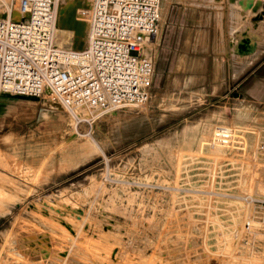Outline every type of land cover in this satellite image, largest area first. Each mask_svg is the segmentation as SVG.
<instances>
[{
    "label": "rangeland",
    "instance_id": "obj_1",
    "mask_svg": "<svg viewBox=\"0 0 264 264\" xmlns=\"http://www.w3.org/2000/svg\"><path fill=\"white\" fill-rule=\"evenodd\" d=\"M263 2L161 0L141 106L89 122L0 95V264L260 263Z\"/></svg>",
    "mask_w": 264,
    "mask_h": 264
},
{
    "label": "built area",
    "instance_id": "obj_2",
    "mask_svg": "<svg viewBox=\"0 0 264 264\" xmlns=\"http://www.w3.org/2000/svg\"><path fill=\"white\" fill-rule=\"evenodd\" d=\"M74 1L0 0V95L46 100L89 122L145 104L154 73L146 47L161 0H80L81 49L59 46L55 35L60 11ZM212 141L229 147L233 129L217 127Z\"/></svg>",
    "mask_w": 264,
    "mask_h": 264
},
{
    "label": "bare ground",
    "instance_id": "obj_3",
    "mask_svg": "<svg viewBox=\"0 0 264 264\" xmlns=\"http://www.w3.org/2000/svg\"><path fill=\"white\" fill-rule=\"evenodd\" d=\"M84 1H88V0H84ZM250 4H248V8H253L254 6H252V2H249ZM78 2H74L72 5H67L66 6V8L64 9V11H63V13H62V15L60 16V20H59V22H58V27H57V30H56V41H57V43H58V45L59 46H61V47H67V48H71V46H72V48L73 47H79L80 46V41H82V32H83V28H82V22L78 19V17L76 16V9H77V6H78ZM263 8H264V2H263ZM157 35V34H156ZM156 35L154 36V38L151 40L152 41V43H154V40H155V37H156ZM3 96H9V95H3ZM11 97V96H10ZM74 115H75V117H79V112H75L74 113ZM84 115V114H83ZM82 115V116H83ZM66 132V131H65ZM42 162V161H41ZM42 165V164H41ZM179 166V165H178ZM20 167V166H19ZM19 169V168H18ZM15 171V170H14ZM26 173V172H25ZM16 177H17V175H15ZM36 176V175H35ZM15 179V178H14ZM5 181V180H4ZM10 181V180H9ZM2 182V181H1ZM8 182V181H7ZM13 182V181H12ZM6 183V182H5ZM4 183V184H5ZM11 184H13V183H11ZM10 185V184H9ZM8 185V186H9ZM1 186V185H0ZM13 186V185H12ZM2 187H3V185H2ZM17 187H19V186H17ZM2 190V189H1ZM0 190V193L2 192ZM15 190V189H14ZM15 191H17V190H15ZM18 192V191H17ZM20 193V192H19ZM26 193V192H25ZM7 194V193H6ZM9 194V193H8ZM18 195V194H17ZM23 195V194H22ZM6 196V195H5ZM0 197H2L1 195H0ZM15 197V196H14ZM13 199V198H12ZM15 199V198H14ZM17 199V198H16ZM6 200H8V199H5V201ZM19 200V199H18ZM59 200V199H58ZM12 201H14V200H12ZM11 202V201H10ZM16 202V201H15ZM63 202V201H62ZM2 203V202H1ZM3 204V203H2ZM8 204H10V203H8ZM2 207V206H1ZM57 207V206H56ZM49 208H51V207H49ZM62 208V207H61ZM3 209V208H2ZM56 209V208H55ZM54 209V210H55ZM27 212V211H26ZM34 213V212H33ZM77 213V212H76ZM59 214V213H58ZM34 215V214H33ZM35 216V215H34ZM64 217V216H63ZM24 218V217H23ZM33 218V217H32ZM41 218H43V217H41ZM67 218V217H66ZM47 219V218H46ZM22 220V219H21ZM25 220V219H24ZM77 220V219H76ZM80 220V219H79ZM82 220V219H81ZM88 220V219H87ZM23 221V220H22ZM86 221V220H85ZM76 222H78V221H76ZM75 222V223H76ZM91 223V222H90ZM19 224V223H18ZM44 224V223H43ZM77 224H79V223H77ZM31 225V224H30ZM57 225V224H56ZM75 225V224H74ZM80 225V224H79ZM90 225V224H89ZM49 226V225H48ZM76 226H78V225H76ZM60 227V226H59ZM79 227V226H78ZM39 228V227H38ZM64 228V227H63ZM66 229V228H65ZM77 229V228H76ZM22 230V229H21ZM20 230V231H21ZM82 231V230H81ZM60 232V231H59ZM79 233H81L80 231H79ZM93 233V232H92ZM51 234H53V233H51ZM103 234H105V233H103ZM81 235V234H80ZM79 235V236H80ZM102 235V234H101ZM106 235V234H105ZM98 237H99V235H97ZM6 237V236H5ZM4 237V238H5ZM31 237V236H30ZM58 237V236H57ZM33 238V237H32ZM35 238V237H34ZM91 238V237H90ZM106 238V237H105ZM104 238V239H105ZM86 239V238H85ZM84 239V240H85ZM33 240V239H32ZM77 240V239H76ZM75 240V241H76ZM93 240H96V239H93ZM38 241V240H37ZM78 242H79V240H77ZM87 241V240H86ZM91 241V240H90ZM97 241V240H96ZM35 243V242H34ZM38 243V242H37ZM36 243V244H37ZM76 243V242H75ZM74 243V244H75ZM90 243V242H89ZM93 243V242H92ZM97 243V242H96ZM9 244V243H8ZM79 244V243H78ZM82 244V243H81ZM94 244V243H93ZM89 245V244H88ZM2 246V245H1ZM9 246V245H8ZM45 246V245H44ZM84 246V245H83ZM92 246V245H91ZM96 246V245H95ZM101 246H102V244H101ZM100 246V247H101ZM3 247V246H2ZM79 247H77V249H78ZM91 248H93V247H91ZM105 248V247H104ZM49 249H50V247H49ZM82 249V248H81ZM84 249V248H83ZM88 250V249H87ZM100 250V249H99ZM102 250H103V248H102ZM95 251V250H94ZM110 251V250H109ZM44 252V251H43ZM73 252V251H72ZM81 252V251H80ZM96 252H97V250H96ZM101 252V251H100ZM99 252V253H100ZM79 253V252H78ZM84 253V252H83ZM91 253V252H90ZM92 253H94V252H92ZM98 253V252H97ZM97 253H95V254H97ZM104 253H105V251H104ZM77 254V253H76ZM12 255V254H11ZM69 255V254H68ZM99 255V254H98ZM105 255V254H104ZM110 255V254H109ZM14 256V255H13ZM75 256V255H74ZM82 256V255H81ZM15 257V256H14ZM78 257V256H77ZM105 257V256H104ZM67 258V257H66ZM69 258H71V257H69ZM79 258V257H78ZM106 258V257H105ZM104 258V259H105ZM18 259H20V258H18ZM25 259V258H24ZM23 259V260H24ZM27 259V258H26ZM72 259V258H71ZM88 259H90V258H88ZM125 259V258H124ZM141 259V258H140ZM254 259V258H253ZM257 258H255V260H256ZM258 259H260V258H258ZM258 259L256 260V261H258ZM78 260V259H77ZM109 260V259H108ZM11 261V260H10ZM66 261V260H65ZM94 261V260H93ZM92 261V262H93ZM102 261V260H101ZM125 261V260H124ZM123 261V262H124ZM141 261V260H140ZM251 261H253V260H251ZM25 262V261H24ZM100 262V261H99ZM109 262V261H108ZM254 262V261H253ZM74 263V262H73ZM21 264V263H20ZM23 264V263H22Z\"/></svg>",
    "mask_w": 264,
    "mask_h": 264
},
{
    "label": "crops",
    "instance_id": "obj_4",
    "mask_svg": "<svg viewBox=\"0 0 264 264\" xmlns=\"http://www.w3.org/2000/svg\"><path fill=\"white\" fill-rule=\"evenodd\" d=\"M171 4H175L176 6H178V9H180V7H182V6H180L181 4H179V3H177V2H175V1H170L169 2V4H168V10L170 9V7L172 6ZM196 5V6H195ZM194 6L192 5V7H194V8H198V3H196ZM172 7H174V6H172ZM195 28H197V29H195L196 31H205V27L204 26H200V25H197L196 23H195ZM208 31L210 32V29H208ZM157 37V36H156ZM156 37H155V40H154V42L156 41ZM174 43H173V45L176 47V46H180V45H182L183 43L180 41V42H176V41H173ZM238 56H240V55H238Z\"/></svg>",
    "mask_w": 264,
    "mask_h": 264
},
{
    "label": "water",
    "instance_id": "obj_5",
    "mask_svg": "<svg viewBox=\"0 0 264 264\" xmlns=\"http://www.w3.org/2000/svg\"><path fill=\"white\" fill-rule=\"evenodd\" d=\"M74 2H78V3H79L78 6H77V8H78V7H86V4L83 5V4L81 3L80 0H75ZM74 2H73V3H74ZM73 3L68 4V5L70 6V5H72ZM65 8H66V7H64V8L60 11V16L62 15V13H63V11H64ZM59 20H60V17H59ZM81 26H82V28H83V32H82V36H83V34H84V24L82 23ZM80 43H81V44H80L79 47H73V48H74V49H81L82 46H83V42L80 41Z\"/></svg>",
    "mask_w": 264,
    "mask_h": 264
}]
</instances>
